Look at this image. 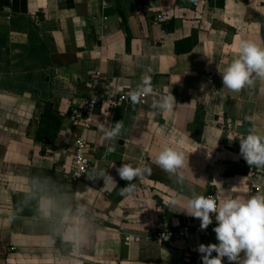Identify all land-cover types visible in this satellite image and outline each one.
Instances as JSON below:
<instances>
[{
    "label": "crops",
    "instance_id": "0c3cea01",
    "mask_svg": "<svg viewBox=\"0 0 264 264\" xmlns=\"http://www.w3.org/2000/svg\"><path fill=\"white\" fill-rule=\"evenodd\" d=\"M184 39L191 50L177 52ZM242 40L264 46V0H0V264H202L197 248L218 243L215 232L188 245L151 234L188 217L174 199L264 194L262 167L223 173L244 164L250 130L264 136V83L222 89ZM155 87L144 106L93 111L91 167L73 181L71 109L88 94ZM164 148L185 154L183 183L156 165ZM122 164L150 169L123 195Z\"/></svg>",
    "mask_w": 264,
    "mask_h": 264
},
{
    "label": "clouds",
    "instance_id": "9594fccd",
    "mask_svg": "<svg viewBox=\"0 0 264 264\" xmlns=\"http://www.w3.org/2000/svg\"><path fill=\"white\" fill-rule=\"evenodd\" d=\"M195 2V0H194ZM222 89L240 92L245 88H254L256 81L264 83V46L255 41L242 40L232 61L220 73ZM264 92V87L260 88ZM174 98V96H173ZM161 109L171 108L169 98L165 97L160 104ZM122 128L117 122L111 129L101 128L105 138L115 140ZM240 155L248 166L264 167V136L256 134L255 130L240 141ZM114 149L109 148L111 152ZM156 165L165 173L177 177L178 183H183L185 176L182 171L186 167L185 154L172 148H164L155 160ZM120 178L127 181L121 189V194L131 192L135 185L131 182L143 178L150 169L122 164L116 169ZM112 179L113 177H102ZM173 207H179L180 212L201 221L200 229L206 230L213 223V231L218 243L200 244L197 248L202 264H223L227 258L229 264H264V194L257 193L248 199L225 198L222 202L212 196H193L181 205L172 201ZM213 253H216L213 256ZM243 254V255H242Z\"/></svg>",
    "mask_w": 264,
    "mask_h": 264
},
{
    "label": "built area",
    "instance_id": "2783aa9c",
    "mask_svg": "<svg viewBox=\"0 0 264 264\" xmlns=\"http://www.w3.org/2000/svg\"><path fill=\"white\" fill-rule=\"evenodd\" d=\"M190 1L195 8H200L207 0ZM158 92L159 89L157 87L151 89H127L124 91L114 90L112 88L109 92L84 96L79 104L71 109L69 122L72 128L74 145L73 168L71 171V179L73 181L77 182L82 179L84 174L91 167L92 159L84 131L92 127L91 115L93 111L98 107L113 109L123 103L140 104L144 106L148 103L149 97ZM222 126L234 135L238 134V129L232 121H227L223 123ZM262 169L263 170H256L255 173L260 176L264 172V167H262ZM207 196L216 198L219 203V199L215 193L210 192ZM200 224L201 221L199 219L188 216L176 225H163L155 230L151 234V237L165 245H173L176 243L188 245L192 236H206L214 232L213 228L216 226L215 217L213 216V223L209 225L206 230H201ZM193 255L194 254L189 253V255L186 256V260L190 261Z\"/></svg>",
    "mask_w": 264,
    "mask_h": 264
},
{
    "label": "trees",
    "instance_id": "16d2710c",
    "mask_svg": "<svg viewBox=\"0 0 264 264\" xmlns=\"http://www.w3.org/2000/svg\"><path fill=\"white\" fill-rule=\"evenodd\" d=\"M185 42H186L185 39L176 42V51L177 52H186L188 50H191L192 44H189L186 47L182 46ZM250 171H251V167L248 166L246 162H244L242 167H235V168H232L229 171H223V173L226 174V175H232V174H237V173H239V174H248ZM55 243H56L57 247H59L60 250L63 253L67 254V253H69L71 251V245L66 243V242H64L59 237L55 238Z\"/></svg>",
    "mask_w": 264,
    "mask_h": 264
}]
</instances>
